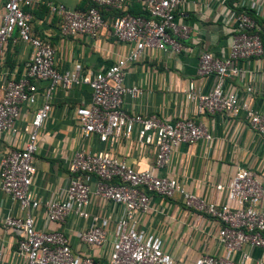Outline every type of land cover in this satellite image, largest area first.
I'll return each mask as SVG.
<instances>
[{
	"label": "built area",
	"instance_id": "obj_1",
	"mask_svg": "<svg viewBox=\"0 0 264 264\" xmlns=\"http://www.w3.org/2000/svg\"><path fill=\"white\" fill-rule=\"evenodd\" d=\"M131 1L139 3L146 14L130 13ZM183 1L89 0L88 8L77 9L57 0H48L49 10L59 18L60 33L67 37L97 36L108 24L103 12L116 11L113 34L119 41L129 43L131 49L106 69L86 74L82 63H76L71 71L62 72L56 67V49L36 33L32 15L26 10V7L34 6L36 0H3L0 61L15 35L30 47V54L23 76L0 77V137L7 132H17L15 122L21 117L22 109L37 102L39 81H49L44 102L35 109L25 128L27 140L24 146L8 151L0 162L1 189L17 200L26 212L23 216L8 215L4 221L5 227L21 234L17 254L24 264H100L90 255L77 253L63 230L39 229L33 213L42 205L31 191L36 175L34 157L38 151V135L50 116L52 94L57 86L71 89L86 84L91 88V103L75 108L84 140L97 137L100 142L111 144L119 139H130L135 134L139 147L155 150V169L165 168L179 145L197 141L212 143V134L194 119L166 122L157 115L130 113L124 107L127 97L136 98L142 93L140 87L125 84L128 64L141 60L151 48L175 53L183 50V42L191 32L189 25L176 19ZM242 7L245 9L233 13L237 32L233 35L229 56L222 59L203 51L199 57L197 72L200 76L214 75V88L203 93L195 81L190 80L185 93L189 101L196 103L199 113L243 115L250 129L264 140V114L252 107L248 98L225 89L227 80L242 72L237 61L264 58L262 26L246 10H253L256 16L263 17L264 26V0H243ZM69 169L71 181L65 196L43 203L47 222L63 224L72 215L89 221L79 233L80 240L91 247H103L109 240L113 221V249L107 264H176L175 257L163 249L161 241L139 228L140 216L150 208L152 193L165 198L180 194L188 208L215 219L220 225L217 238L225 254H203L195 262L183 264H264V180L249 169H239L227 184L220 183L216 187L227 190L233 205L208 201L188 191L179 181L158 175L154 169L136 170L124 157L107 148L79 149L74 153ZM93 177L96 179L94 189L90 182ZM92 194L120 205L123 213L115 218L92 213L89 209ZM246 246L259 248L262 256L254 259L249 250H244ZM238 252L241 255L236 258ZM2 257L0 247V264H3Z\"/></svg>",
	"mask_w": 264,
	"mask_h": 264
},
{
	"label": "crops",
	"instance_id": "obj_2",
	"mask_svg": "<svg viewBox=\"0 0 264 264\" xmlns=\"http://www.w3.org/2000/svg\"><path fill=\"white\" fill-rule=\"evenodd\" d=\"M48 0H36L34 6L26 7L32 15L36 33L48 40L56 49V67L59 71H71L76 63H82L84 72L97 73L106 69L131 49V45L119 41L113 34L112 22L115 14H107L108 24L95 37L91 35L63 36L59 31V18L49 10ZM70 8L85 9L87 0H57ZM135 1L129 3L132 7ZM137 3V2H136ZM139 4V3H138ZM243 0H184L177 11L179 23L190 26L191 32L184 40L181 52L148 49L144 57L128 64L125 68V84L136 85L142 93L127 97L124 107L130 113L144 116L157 115L166 122L194 119L212 134L213 141H197L179 145L173 152L170 163L163 169H155V150L139 147L137 136L119 139L104 144L94 137L84 140L75 115L77 106L89 105L91 88L78 84L71 89L57 86L52 94V109L49 118L39 130L38 151L34 157L36 175L31 187L32 193L41 202L33 211L39 229L63 230L72 242L74 250L81 255H90L100 264H107L113 249V230L103 247H91L82 242L79 233L89 221L70 216L63 224L48 223L44 202L59 200L65 196L71 181L70 161L76 151L90 148L93 151L107 148L124 157L136 170L151 168L160 176L179 181L188 191L208 201L233 205L227 190H218V184H227L241 169H249L260 180H264V140L252 131L243 115L231 112L199 113L195 102L188 100L185 90L194 80L203 93H209L215 86L214 75L200 76L197 72L199 57L203 51L225 59L229 56L237 22L233 13L242 11ZM245 7V6H244ZM247 8V7H246ZM3 0H0V11ZM263 22V17L246 9ZM30 47L15 35L0 61V77H21L26 71ZM241 74L227 80L225 89L249 99L252 107L264 114V58H246L236 62ZM37 102L22 109L21 117L15 122L17 132H7L0 137V162L10 150L22 148L27 140L25 128L29 125L35 109L44 102V91L48 80L38 83ZM248 88L252 90L248 92ZM92 188L96 179H90ZM90 211L113 218L123 213L120 205L96 194L91 195ZM26 212L20 203L5 194L0 187V247L3 250V264H24L17 254L21 234L4 225L8 215L23 216ZM219 223L215 219L188 208L180 194L165 198L152 193L148 211L140 216L139 228L154 239L161 241L163 249L172 254L176 264L193 263L203 254L223 255L225 250L218 241ZM249 250L254 259L262 256L259 248ZM241 252L236 253L239 258Z\"/></svg>",
	"mask_w": 264,
	"mask_h": 264
},
{
	"label": "trees",
	"instance_id": "obj_3",
	"mask_svg": "<svg viewBox=\"0 0 264 264\" xmlns=\"http://www.w3.org/2000/svg\"><path fill=\"white\" fill-rule=\"evenodd\" d=\"M89 6H90V2H89V0H87V7L86 8H88ZM129 12L132 13V14H135V15H144V14H146V12L142 9L141 5L138 4V3H136V2H134V4L132 5V7H129ZM103 13H104V17L105 18H106V15L107 14L113 15V13H114L116 15V11H113V10H111V11H104ZM259 24L262 26V30L260 31V33L262 35L263 42H264V26H263V23H261V22H259Z\"/></svg>",
	"mask_w": 264,
	"mask_h": 264
}]
</instances>
